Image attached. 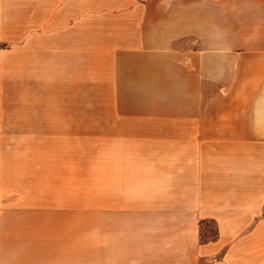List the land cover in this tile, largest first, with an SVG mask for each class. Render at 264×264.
I'll list each match as a JSON object with an SVG mask.
<instances>
[{"label":"crops","instance_id":"obj_1","mask_svg":"<svg viewBox=\"0 0 264 264\" xmlns=\"http://www.w3.org/2000/svg\"><path fill=\"white\" fill-rule=\"evenodd\" d=\"M90 56L98 98L225 122L90 156ZM0 264H264V0H0Z\"/></svg>","mask_w":264,"mask_h":264},{"label":"rangeland","instance_id":"obj_2","mask_svg":"<svg viewBox=\"0 0 264 264\" xmlns=\"http://www.w3.org/2000/svg\"><path fill=\"white\" fill-rule=\"evenodd\" d=\"M92 21L90 20V22ZM96 22L97 20H94L96 26L90 24V44L115 40L117 35L113 34L111 28H98ZM92 58L94 59L92 60ZM95 59V56H90V97L88 99L90 156L96 153V141L103 132L107 136V133L125 130L123 133L143 139L144 135L148 136V123H177L178 118H208L209 114H211L212 121L217 122L218 126H222L225 122V110H148V102L157 103L159 107L161 101L148 100V98H98L97 60ZM218 133H223L219 127ZM104 142L107 143V139Z\"/></svg>","mask_w":264,"mask_h":264}]
</instances>
